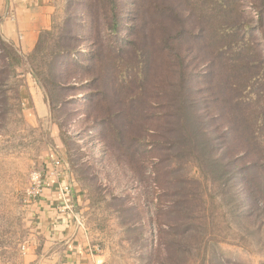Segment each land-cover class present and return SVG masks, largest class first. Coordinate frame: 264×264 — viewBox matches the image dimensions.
<instances>
[{
  "label": "trees",
  "instance_id": "16d2710c",
  "mask_svg": "<svg viewBox=\"0 0 264 264\" xmlns=\"http://www.w3.org/2000/svg\"><path fill=\"white\" fill-rule=\"evenodd\" d=\"M257 12L253 21L237 0H136L135 21L125 38L113 18L108 43L96 30L88 52L52 50L45 60L44 33L26 53L0 36V92L28 63L53 112L59 90L88 93L93 126L107 147L135 170L150 168L163 189L160 196L169 189L166 174L192 163L224 196L236 180L239 201L264 213V21ZM68 81L71 85L64 86ZM149 156L155 158L150 167ZM177 177L172 179L178 182ZM173 190L182 195L172 204L183 202L174 208L185 212L169 230L159 229L167 251L182 245L165 236L178 228L188 234L201 203L199 182L192 177ZM157 209L170 216L173 206Z\"/></svg>",
  "mask_w": 264,
  "mask_h": 264
},
{
  "label": "rangeland",
  "instance_id": "374dc122",
  "mask_svg": "<svg viewBox=\"0 0 264 264\" xmlns=\"http://www.w3.org/2000/svg\"><path fill=\"white\" fill-rule=\"evenodd\" d=\"M237 2L253 21L258 20V10L264 21V0ZM114 5L108 0H58L49 27L41 31L45 42L40 55L45 60L52 50L65 53L69 47L80 54L88 52L96 30L108 43L113 18L125 38L135 21L136 0H114ZM65 33L78 38L63 41L60 37ZM253 34L263 42L259 31ZM17 70L18 76L0 92V264L33 262L25 254V245L34 234L30 176L42 170L50 157L62 160L73 193L71 215L104 264H264V213L247 200L239 201L242 192L238 193L236 180L224 196L204 172L189 163L179 173L171 170L166 174L171 179L178 176L179 181L170 179L168 191L160 196L163 189L150 168L135 170L123 154L107 147L100 130L93 126L87 92L70 87L59 90L60 103L53 112L29 64ZM26 78L43 94L42 107L37 106L36 113L24 108ZM68 82L64 86L71 85ZM151 159L155 160L149 156L145 162L149 167ZM186 176L199 182L201 203L188 234L178 228L165 236L166 241L179 239L182 245L180 250L167 251L159 229L169 230L168 225L183 216L185 211L174 208L172 201L180 199L182 193L173 189ZM171 205L170 216L157 209Z\"/></svg>",
  "mask_w": 264,
  "mask_h": 264
},
{
  "label": "crops",
  "instance_id": "0c3cea01",
  "mask_svg": "<svg viewBox=\"0 0 264 264\" xmlns=\"http://www.w3.org/2000/svg\"><path fill=\"white\" fill-rule=\"evenodd\" d=\"M58 0H0V36L21 53L30 51L39 33L47 29ZM24 108L37 112L42 107V92L26 78ZM52 158H46L48 167ZM66 177L60 181L67 182ZM57 180L46 177L42 191L30 201L34 234L25 245L32 264H104L103 258L91 251L88 239L72 215L60 210ZM73 199V197H72Z\"/></svg>",
  "mask_w": 264,
  "mask_h": 264
},
{
  "label": "built area",
  "instance_id": "2783aa9c",
  "mask_svg": "<svg viewBox=\"0 0 264 264\" xmlns=\"http://www.w3.org/2000/svg\"><path fill=\"white\" fill-rule=\"evenodd\" d=\"M53 177L57 180L58 198L61 203L60 210L68 212L70 215L74 213L73 193L71 185L68 182L60 181L65 176L64 164L61 159L55 157L50 160L48 167L42 170L34 171L30 176V189L28 196L31 198L39 197L42 187L44 186L46 177Z\"/></svg>",
  "mask_w": 264,
  "mask_h": 264
}]
</instances>
